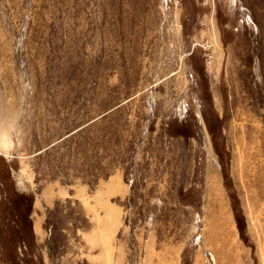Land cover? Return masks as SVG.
<instances>
[{"label": "rangeland", "instance_id": "rangeland-1", "mask_svg": "<svg viewBox=\"0 0 264 264\" xmlns=\"http://www.w3.org/2000/svg\"><path fill=\"white\" fill-rule=\"evenodd\" d=\"M0 264H264V0H0Z\"/></svg>", "mask_w": 264, "mask_h": 264}]
</instances>
